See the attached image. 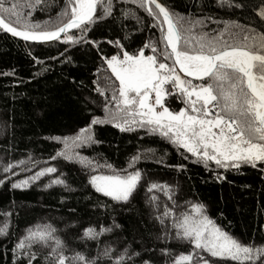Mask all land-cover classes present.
I'll list each match as a JSON object with an SVG mask.
<instances>
[{
	"label": "trees",
	"instance_id": "1",
	"mask_svg": "<svg viewBox=\"0 0 264 264\" xmlns=\"http://www.w3.org/2000/svg\"><path fill=\"white\" fill-rule=\"evenodd\" d=\"M160 1L185 16H210L217 21L206 20L204 32L224 28L221 21H234L240 27H233L232 31L239 34L241 41L245 34L250 37L264 34V21L256 11L262 0H231V6L225 0ZM63 3L64 0H43L24 12L32 11L29 19L43 27V22L56 18ZM236 3L243 7L236 8ZM113 5V14L95 23L87 33V40L99 42L98 48L86 41L64 43L63 36L50 43L30 44L0 30V73H15L0 75V179L6 175L3 166L18 160L28 163L14 169L17 174L11 176V181L25 179L43 167L57 169L24 189H11L8 180L0 185V225L5 220L3 214L7 213L9 226L8 235H0V264L19 261L27 264V258L19 252L14 255L12 249L30 228L46 226L55 229L54 235L63 241L64 254L69 258L74 252H81L95 259L105 247H111L115 253L130 247L141 254L134 264H140L141 259L152 264H172L175 256L187 253L191 246L175 236L171 221L181 212L189 211L192 203L205 205L206 215L241 243L264 247V173L260 171L264 165L242 166L236 171L216 168L212 163L205 169L191 159L184 160L183 149H177L158 133L140 128L120 132L109 123L93 125L91 132L99 143L77 147L83 157L101 164L107 161L118 171H141L142 178L131 202L124 203L95 193L87 183L89 174H96L95 171L63 157L49 159L65 149L62 141L52 137L76 135L94 116L101 120L105 116L103 105L112 95L109 85L114 82L118 87V81L101 59L118 51L108 41L119 40L130 54L150 41L157 51L153 53L148 47L144 53L164 57L166 49L160 42L159 28L149 27L153 19L131 0H113ZM125 10L126 17L122 15ZM132 12L137 16H131ZM70 34L81 35L76 29L70 30ZM254 72L259 75L256 69ZM97 88L104 90L105 95L100 96ZM167 99L170 110L178 111L183 106L174 97ZM145 149H154L155 156L144 154ZM137 154L140 159L134 168H128L127 162ZM177 164L186 168L178 170ZM102 171L110 174L107 169ZM214 172L225 178L218 180ZM57 178L64 185L51 183ZM152 183L167 185L168 189L158 187L149 191ZM165 210H169L168 216L164 215ZM113 222L120 227L116 228ZM85 227L97 231L100 227H111L112 231L102 234L98 241L85 240L82 232ZM50 250L48 245L34 244L33 264H48L46 253ZM201 254L209 264L219 259ZM99 264H107V258H101Z\"/></svg>",
	"mask_w": 264,
	"mask_h": 264
},
{
	"label": "snow or ice",
	"instance_id": "2",
	"mask_svg": "<svg viewBox=\"0 0 264 264\" xmlns=\"http://www.w3.org/2000/svg\"><path fill=\"white\" fill-rule=\"evenodd\" d=\"M42 2L0 0V30L24 41L37 42L60 40L63 34L64 43L86 41L98 48L99 42L87 40V33L95 23L113 14V0H64L56 18L43 22V27L39 22L33 23L29 19L32 11L24 12L25 8L33 9ZM131 2L153 19L154 23L149 27L159 28L160 42L166 49L165 60L172 63L159 61L155 54L145 55V48L151 47L153 53L157 51L156 45L150 41L132 54L123 49L119 40L108 41L118 51L111 56H101V59L107 64L115 81H118V87L114 82L109 85L112 95L103 105L104 119L94 116L86 128L79 129L71 138L73 145L80 147L99 143L94 140L91 128L96 124L109 123L120 132L140 128L146 129L148 133H158L177 149H183L184 160L191 159L193 163L202 164L205 169L212 163L216 168L236 171L242 166L257 168L264 165V34L259 37L245 34L241 41L239 34L232 31L233 27H240L234 21H221L224 28L204 32L202 29L206 26V20L217 22L210 16H185L158 0ZM225 3L231 6V0H225ZM234 6L243 7L241 3ZM256 11L261 21H264V0ZM127 14L126 10L122 13L125 17ZM71 29H76L81 35L70 34ZM180 73H183V77ZM0 75L11 76L15 73L11 71ZM193 79L201 82L193 83ZM96 91L100 96L105 95L100 88ZM169 97H174L183 106L178 111L170 110L167 106ZM52 139L64 142L67 149L69 137L57 136ZM186 154H190V157ZM58 157L95 171L96 174H89L87 183L95 193L115 202L130 203L142 178L138 169L118 171L107 161L101 164L81 157L79 153L69 155L58 151L49 159ZM139 159V154L133 156L127 162L128 168H134ZM27 163L25 160L7 162L2 169L6 175L0 179V185L8 180L11 189H24L41 176L57 171L52 166L43 167L25 179L11 181V176L17 174L14 169L26 167ZM175 167L184 170L186 165L177 164ZM98 169L101 171H96ZM103 169H107L110 174H104ZM260 171L264 173V167H260ZM214 174L218 180L225 178L220 173ZM51 183L64 185V181L59 178ZM158 187L168 189L167 185L152 183L148 190ZM3 215L5 220L0 225V235L7 236V213ZM164 215L168 216L169 210H165ZM113 224L116 228L120 227L115 222ZM171 226L175 229V236L191 246L187 253L175 256L172 264H209V260L201 253L219 258L213 264H228L229 261L264 264V247L238 241L206 215L202 203H192L189 211L181 212L171 221ZM111 231V227H100L99 231L93 227L82 230L83 238L93 241H98L102 234ZM54 232L51 226L37 227L35 230L30 228L15 244L13 254L19 252V255L27 258V264H33L35 253L31 252V247L40 244L48 245L51 249L46 253L48 264H99L101 258H107V264H134L135 259L141 256L139 252L131 251L130 247H124L119 253H115L111 247H105L95 259L81 252H74L69 258L64 254L63 241ZM18 264H23V261ZM140 264L152 262L141 259Z\"/></svg>",
	"mask_w": 264,
	"mask_h": 264
},
{
	"label": "rangeland",
	"instance_id": "3",
	"mask_svg": "<svg viewBox=\"0 0 264 264\" xmlns=\"http://www.w3.org/2000/svg\"><path fill=\"white\" fill-rule=\"evenodd\" d=\"M131 16H133V17H136L137 16V14H136V12H132L131 13ZM166 43V42H165ZM168 51L170 52V49H168ZM145 54V53H144ZM149 54H153V53H149ZM149 54H145V55H149ZM157 59L159 60V61H162V62H166V63H169V64H171V61L170 60H165V57H157ZM181 75V74H180ZM182 76V75H181ZM183 77V76H182ZM104 119V118H103ZM75 135H73V136H69V141H68V147H67V149H64V150H62V151H64L66 154H69V155H71V154H73V153H79V155L81 156V157H83L82 155H81V153L79 152V151H77V147H75L74 145H73V142H72V137H74ZM64 143V142H63ZM143 152H144V154H147V155H150V156H155V153H154V149H145V150H143ZM202 255V254H201Z\"/></svg>",
	"mask_w": 264,
	"mask_h": 264
},
{
	"label": "water",
	"instance_id": "4",
	"mask_svg": "<svg viewBox=\"0 0 264 264\" xmlns=\"http://www.w3.org/2000/svg\"><path fill=\"white\" fill-rule=\"evenodd\" d=\"M158 2H160L161 3V1L160 0H158ZM72 30V29H71ZM70 31V30H69ZM10 34V33H9ZM11 35V34H10ZM63 36V34H61V37ZM16 38H18V39H21V40H23L22 38H20V37H16ZM24 41V40H23ZM25 42H28V43H30V44H43V43H50V42H54V41H40V42H37V41H25ZM178 67V66H177ZM182 76H183V73H180ZM193 80H195V79H193Z\"/></svg>",
	"mask_w": 264,
	"mask_h": 264
}]
</instances>
